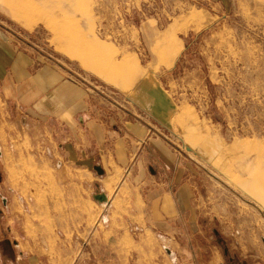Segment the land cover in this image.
Segmentation results:
<instances>
[{
	"label": "rangeland",
	"instance_id": "1",
	"mask_svg": "<svg viewBox=\"0 0 264 264\" xmlns=\"http://www.w3.org/2000/svg\"><path fill=\"white\" fill-rule=\"evenodd\" d=\"M19 52L35 69L52 66L82 86L96 108L125 118L129 111L149 129L146 148L160 140L178 156L181 180L173 183L191 190L207 216L200 223L211 220L226 236L228 246H218L224 264L240 248L264 256L256 232L264 230V0H0V76ZM18 94L8 99L0 84L1 205L13 199L46 221L51 246L64 243L68 258L83 256L80 264H97L108 241L132 261L137 254L138 264H180L154 238L143 249L137 233L128 240L99 232L140 208L130 181L139 165L124 184L116 169L110 187L106 167L99 174L59 163L29 91ZM147 160L148 181L163 174L155 151Z\"/></svg>",
	"mask_w": 264,
	"mask_h": 264
},
{
	"label": "crops",
	"instance_id": "2",
	"mask_svg": "<svg viewBox=\"0 0 264 264\" xmlns=\"http://www.w3.org/2000/svg\"><path fill=\"white\" fill-rule=\"evenodd\" d=\"M34 63L32 57L17 53L6 64L7 69L1 72L0 84L8 99L18 95L21 100L18 92L29 91L27 101L35 109V119L43 122L44 130H49L58 147V158L49 148L54 160L87 171L96 167L105 170L106 167L111 179L110 187L115 186L116 169L123 170L124 184L129 172L139 165L140 173L134 179L130 177V181L138 189L140 208L132 205L131 210L120 215L122 224L119 227L106 225L99 232L124 234L128 240L125 234L137 233V239L133 240L143 249L146 239L154 238L166 245L173 258L179 261L180 257V264H224L218 246H228L226 236L214 228L211 220L208 224H201L200 217L207 216L196 211L191 190L186 184L173 183L181 180L178 156L160 140L149 142L150 146L146 148L149 129L140 121L132 122L129 111L123 112L128 116L125 118L123 115L115 116L107 108H96L82 86L52 66L43 65L35 69ZM154 151L163 174L151 175L152 180L148 181L145 174L147 157ZM134 157L138 160L134 161ZM149 169L151 172L154 170L151 165ZM169 169L173 170L174 177L167 175ZM152 181L156 186L148 188ZM8 202L6 207L0 203V264H80V260L83 261L82 255L68 258L64 243L58 241L51 246L54 234L46 221L40 224L32 211H20L14 206L13 199ZM256 232L264 245V230L256 229ZM214 237L217 245L213 244ZM116 243L107 242L104 258L99 253L95 254L97 264H138L140 258L137 254H134V261L130 256L126 258L125 249L122 255L116 251ZM235 243L239 249L237 240ZM180 244H183V249H180ZM241 249L234 253L229 264H264L263 255L254 250L244 255ZM224 254L228 255V248Z\"/></svg>",
	"mask_w": 264,
	"mask_h": 264
},
{
	"label": "water",
	"instance_id": "3",
	"mask_svg": "<svg viewBox=\"0 0 264 264\" xmlns=\"http://www.w3.org/2000/svg\"><path fill=\"white\" fill-rule=\"evenodd\" d=\"M96 170L98 171L99 174H103L104 173V171L100 167H96ZM97 199L103 202L106 199V195L105 194H100V195L97 196Z\"/></svg>",
	"mask_w": 264,
	"mask_h": 264
},
{
	"label": "bare ground",
	"instance_id": "4",
	"mask_svg": "<svg viewBox=\"0 0 264 264\" xmlns=\"http://www.w3.org/2000/svg\"><path fill=\"white\" fill-rule=\"evenodd\" d=\"M108 200V198L106 197V199L103 202H106Z\"/></svg>",
	"mask_w": 264,
	"mask_h": 264
}]
</instances>
